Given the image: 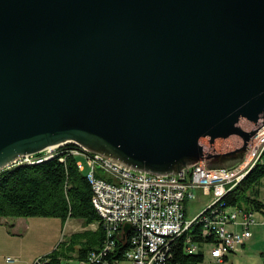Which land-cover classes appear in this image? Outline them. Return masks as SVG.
Here are the masks:
<instances>
[{"label":"water","instance_id":"obj_1","mask_svg":"<svg viewBox=\"0 0 264 264\" xmlns=\"http://www.w3.org/2000/svg\"><path fill=\"white\" fill-rule=\"evenodd\" d=\"M256 120L264 0H0V172L68 142L149 174L231 167Z\"/></svg>","mask_w":264,"mask_h":264},{"label":"built area","instance_id":"obj_2","mask_svg":"<svg viewBox=\"0 0 264 264\" xmlns=\"http://www.w3.org/2000/svg\"><path fill=\"white\" fill-rule=\"evenodd\" d=\"M254 128L257 132L249 140L244 158L233 166L211 168L201 160L190 170L171 175L137 171L84 147L69 145V142L40 152L67 148L68 154L83 157L89 182H93V188H100L104 201L108 202L110 236L105 237L99 250L88 253L85 263L109 264L107 253L114 252L118 243H126L127 239L130 240L125 260L130 264H174L170 260V244L181 238L186 254L203 253V247L208 243L210 255L217 261L246 245L253 236L254 226H262L264 230V198L261 210H255L218 201V193L232 184V179L239 176V171L250 163L251 158L261 156L264 124L249 129ZM35 155L39 154L25 157ZM98 170L106 171L108 178L100 176ZM197 191L213 197L209 204H215V211L210 214L201 211L193 217L200 221V240H195L198 232L189 227L186 209V202L197 197ZM127 223L131 228L125 231ZM17 260V257H6L10 263ZM50 261L47 253L38 256L32 264H49ZM116 263L124 264L123 261Z\"/></svg>","mask_w":264,"mask_h":264},{"label":"trees","instance_id":"obj_3","mask_svg":"<svg viewBox=\"0 0 264 264\" xmlns=\"http://www.w3.org/2000/svg\"><path fill=\"white\" fill-rule=\"evenodd\" d=\"M69 145H74L69 143ZM54 154L38 153L37 162H22L6 168L0 172V217H30L48 216L66 221L68 218L81 219L90 224L100 223L97 235H91L86 241L85 235L74 233L68 238V252L77 250L78 258L87 259L88 253L99 250L106 237V231L101 223L98 211L92 202L93 188L86 173L79 168L78 156L68 154L67 148H60ZM64 159V160H63ZM24 163V164H23ZM264 178V162L254 167L247 176L223 198L227 205L246 207L261 210L263 204L258 196L252 197L245 192L253 185L259 184ZM258 193V189H255ZM191 229H195L199 239L200 223L196 222ZM126 243H118L114 252H108L109 264L125 260V252L129 248ZM100 242L95 246V243ZM172 254L170 260L174 264H199L204 260L202 252L186 254L183 247V238L170 244ZM64 252L54 250L49 253V264H61L60 257ZM227 258V257H226ZM225 258V259H226ZM176 262V263H175ZM264 264V253L263 263Z\"/></svg>","mask_w":264,"mask_h":264},{"label":"rangeland","instance_id":"obj_4","mask_svg":"<svg viewBox=\"0 0 264 264\" xmlns=\"http://www.w3.org/2000/svg\"><path fill=\"white\" fill-rule=\"evenodd\" d=\"M260 122L261 120H256L253 121L252 123L251 122L245 123L244 128H250ZM241 143H242V139L239 136H226L222 140H219L214 144L217 151L223 152L234 149L237 146H239ZM57 151L59 150L56 149L55 152ZM79 159L82 161L83 157H80ZM83 168H84L83 170L86 173L88 168H86L85 163ZM98 174L103 178H108V174L104 170H98ZM255 189H258V193L255 192ZM227 193H225L223 196H220L218 198V201H222V198ZM93 194H94V190H93ZM245 194L246 195L253 194L258 197L264 198V178L259 184L251 186L249 190L245 192ZM212 198L213 197L211 196L204 195L201 191H197V197L187 202L186 204L187 217L190 220H192V223L189 227H192L196 222L200 223V221H198V218H193V217L199 214L201 211L202 214H210L211 211H213L212 208H215V204H209ZM243 206L246 207L247 204L243 203ZM30 217L31 219L28 221V223L30 224V230L23 232L21 236L11 238L10 236L5 234L0 235V242L7 244L5 249L10 247V240L17 242L18 239L19 242L18 246L19 247L23 246L26 252H33L38 250L43 251L45 250L44 248H46L50 243H52L53 239H55L58 235L61 236L63 235L64 229H62L63 227L61 226V222H59L60 227H57L54 225L53 222H50L51 220H48L55 217H48V216H30ZM210 248H211L210 244L206 243L204 245L203 247L204 260L199 264H262L263 253H264L263 227L254 226L253 236L248 240L247 244L244 246H239V248L231 252L227 256V258L222 261H217L210 255ZM6 256L16 257L15 253L13 252L8 253ZM123 263L130 264L128 260H124Z\"/></svg>","mask_w":264,"mask_h":264},{"label":"crops","instance_id":"obj_5","mask_svg":"<svg viewBox=\"0 0 264 264\" xmlns=\"http://www.w3.org/2000/svg\"><path fill=\"white\" fill-rule=\"evenodd\" d=\"M83 169L82 171L85 172ZM251 196L254 197L255 195L252 194ZM259 198L262 199L263 197ZM30 219L31 217H0V235L5 234L11 238L21 236L23 232L30 230V224L28 223ZM48 220H51L50 222H53L57 227H60L59 222H61L62 229H64L62 236L58 235L53 239L52 243L44 248L45 250L33 252H26L23 246L19 247L18 239L17 242L10 240V247L6 249L5 247L7 244L0 242V264H32L38 256L44 255L42 253L47 254L54 250L60 253H65L60 257L61 264H87L85 263V260L78 258L77 250L79 249L80 244L75 247L76 250H72V252L69 253L67 241L74 233H82L85 235V238L82 239L83 241H86L91 235L96 236L100 230L99 221L87 224L83 220L76 218H68L66 221H62L60 218L55 217ZM99 244L100 242H97L95 243V246ZM12 252L15 253L16 257L18 256V260L10 263L6 261V257H8L6 255Z\"/></svg>","mask_w":264,"mask_h":264},{"label":"bare ground","instance_id":"obj_6","mask_svg":"<svg viewBox=\"0 0 264 264\" xmlns=\"http://www.w3.org/2000/svg\"><path fill=\"white\" fill-rule=\"evenodd\" d=\"M69 143H72V142H69ZM72 144H75V143H72ZM75 147H82V146L75 144ZM54 153L55 151H51L48 154L51 155ZM42 156L45 157V154H43ZM37 158H38L37 156L20 158L15 164L22 163V162H37ZM263 162H264V149L262 150L260 157L250 159V163L247 164L245 167H243L241 171H239V176L236 179H232L231 185H229L227 188L222 189V191L218 193V198L220 196H223L233 187L240 184V182L247 176V173L249 171H251L254 167H256L258 164L263 163ZM78 165L81 169H83L84 167L83 161L78 160ZM91 184L93 186V182H91ZM93 190H94V194H93L92 202L94 204V207L96 208V210L98 211L100 215L101 223L105 228L107 236H110V225H108V210H107L108 202L104 201V193H101L100 188H93ZM212 210L215 211V208H212ZM191 223H192V220H189V226L191 225Z\"/></svg>","mask_w":264,"mask_h":264}]
</instances>
